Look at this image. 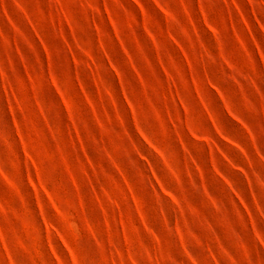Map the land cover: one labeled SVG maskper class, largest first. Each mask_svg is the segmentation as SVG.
I'll use <instances>...</instances> for the list:
<instances>
[{"label": "rangeland", "instance_id": "rangeland-1", "mask_svg": "<svg viewBox=\"0 0 264 264\" xmlns=\"http://www.w3.org/2000/svg\"><path fill=\"white\" fill-rule=\"evenodd\" d=\"M0 264H264V0H0Z\"/></svg>", "mask_w": 264, "mask_h": 264}]
</instances>
